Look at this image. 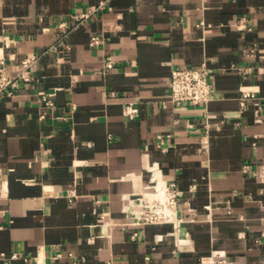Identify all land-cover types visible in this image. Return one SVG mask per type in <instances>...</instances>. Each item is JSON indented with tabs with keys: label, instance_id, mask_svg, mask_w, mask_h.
<instances>
[{
	"label": "crops",
	"instance_id": "crops-1",
	"mask_svg": "<svg viewBox=\"0 0 264 264\" xmlns=\"http://www.w3.org/2000/svg\"><path fill=\"white\" fill-rule=\"evenodd\" d=\"M34 56L0 98V264H264V0H0V67ZM203 65L215 98L171 102ZM154 166L188 221L131 224Z\"/></svg>",
	"mask_w": 264,
	"mask_h": 264
},
{
	"label": "built area",
	"instance_id": "built-area-1",
	"mask_svg": "<svg viewBox=\"0 0 264 264\" xmlns=\"http://www.w3.org/2000/svg\"><path fill=\"white\" fill-rule=\"evenodd\" d=\"M100 8V7H98ZM98 8L91 12L77 17H89L95 13ZM238 28H245L247 25L240 22ZM103 41V37L95 35L92 37L91 44H98ZM37 59V56L24 61V69L19 73L15 79L9 78L4 73V67H0V98L5 95H11L17 86L18 78H23L26 81L31 80L30 67ZM107 68L114 66V59L112 56H107L105 60ZM247 71V70H245ZM42 101L47 107L56 106L53 99L55 92H41ZM169 100L171 102H187L191 105H207L216 96V86L213 80V73L206 65L200 67H185L175 68L172 71L171 88L169 92ZM250 98H257L255 92L243 91L240 96L241 106L244 108ZM258 108L261 109V103L256 102ZM126 115L131 119L139 115V108L130 103L126 108ZM46 112H42L41 117L44 118ZM171 135L160 136L158 145L163 151L169 149ZM246 171H250V166L246 164ZM152 177L148 184L142 188L141 191L130 196L126 206V212L130 218L131 224L144 226L152 223H181L188 221L190 218L184 216L185 211H191L196 214V210L190 206L189 202L186 207L181 205L180 199L183 196L182 190L178 187L175 181H169L164 178L162 170L158 166L151 168ZM157 171L160 177L156 176ZM124 196V201H125ZM126 203V201H125ZM195 218H191L194 220ZM134 237L141 236L140 230L136 231ZM17 257V253L13 254L11 258Z\"/></svg>",
	"mask_w": 264,
	"mask_h": 264
},
{
	"label": "bare ground",
	"instance_id": "bare-ground-1",
	"mask_svg": "<svg viewBox=\"0 0 264 264\" xmlns=\"http://www.w3.org/2000/svg\"><path fill=\"white\" fill-rule=\"evenodd\" d=\"M156 176H157V177H160V173H159V171H157Z\"/></svg>",
	"mask_w": 264,
	"mask_h": 264
}]
</instances>
